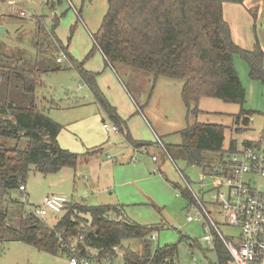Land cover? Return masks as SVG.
Segmentation results:
<instances>
[{
    "label": "rangeland",
    "instance_id": "rangeland-1",
    "mask_svg": "<svg viewBox=\"0 0 264 264\" xmlns=\"http://www.w3.org/2000/svg\"><path fill=\"white\" fill-rule=\"evenodd\" d=\"M0 8L8 15L0 16V28L4 29L0 32V105L30 104L11 70H48L37 88L35 102L39 110L63 127L60 146L76 154L102 150L97 158L77 169L65 168L50 175L31 171L27 197L23 195L28 209L43 207L48 195L66 196L69 205L123 206L127 221L158 228L153 233V250L176 245L179 264H215V247L204 240L207 222L187 220L193 212L182 194L184 183L176 167L190 179L197 193L201 176L207 175L208 169L187 166L171 146L180 145V132L194 123L224 126L225 151L233 141L241 149L244 142L258 140L264 135V82L251 80L248 64L237 55L235 66L246 90L244 110L253 113L249 126L236 122L240 105L218 99H201L200 112L188 115L181 97L182 81L164 77L155 81L150 73L110 64L96 48L95 36L107 14L108 0H0ZM262 27L258 24L251 28L253 46L248 50L258 43L264 52ZM58 58L63 62L58 63ZM92 79L125 122L117 134L103 129V120L111 126L114 123L98 103ZM239 128L245 131L239 133ZM129 131L146 149L134 150L126 140ZM158 139L168 154L171 150L170 158L160 151ZM17 143L10 141L9 145ZM20 145L23 147L24 142ZM153 156L159 159L157 172ZM225 157L216 156L211 166ZM203 185L205 193L211 192L199 195L204 207L220 233L235 243L240 231L226 225L211 204L213 179L206 176ZM64 215V210L49 212L44 220L54 228ZM124 247L144 252L140 240L126 241ZM0 264H68V258L12 242L3 245ZM113 264H124L123 257L118 255Z\"/></svg>",
    "mask_w": 264,
    "mask_h": 264
},
{
    "label": "trees",
    "instance_id": "trees-1",
    "mask_svg": "<svg viewBox=\"0 0 264 264\" xmlns=\"http://www.w3.org/2000/svg\"><path fill=\"white\" fill-rule=\"evenodd\" d=\"M224 3V0H108L107 14L95 36L96 48L110 64L150 73L155 81L161 77L182 81L181 97L188 115L200 112L198 105L203 98L240 105L236 122L238 125L243 122L246 128L253 113L244 110L246 90L235 66V56L246 61L251 80L264 82V52L258 43L252 51L235 44L224 18ZM48 72L11 70L30 104L0 105V253L4 244L20 242L39 252L68 258L66 245L83 238V243H79L81 257L91 261H114L118 256L113 249L117 247L124 253V264H175L177 246L153 250L151 237L158 228L127 221L123 206L68 203L64 217L54 228L28 209L20 187H26L31 171L50 175L65 168L77 169L102 151L97 148L76 154L60 146L58 139L63 127L39 110L35 102L42 76ZM92 82L98 103L118 126L125 124L102 96L95 79ZM245 128L237 131L242 133ZM225 132L226 128L220 125L188 124L180 132L182 143L171 149L187 166L211 169L216 156L222 159L239 150L234 141L228 151L223 149ZM10 141L18 143L10 146ZM20 142H24L23 147ZM250 144L244 142L243 147ZM182 194L191 201L185 190ZM130 240L142 241L144 252L125 248L124 243ZM214 247L217 264H232L221 242L217 241Z\"/></svg>",
    "mask_w": 264,
    "mask_h": 264
},
{
    "label": "built area",
    "instance_id": "built-area-1",
    "mask_svg": "<svg viewBox=\"0 0 264 264\" xmlns=\"http://www.w3.org/2000/svg\"><path fill=\"white\" fill-rule=\"evenodd\" d=\"M57 62L62 63V58H58ZM103 129L110 134L119 133L116 125L105 123ZM157 142L160 151L170 158L163 143L159 139ZM226 156L220 164L208 169L207 175L201 176L198 184L201 187L199 193L194 190L190 179L176 167L184 183V190L191 197L189 209L193 215L188 216L187 220L198 222L204 219L207 222L204 236L206 244L215 245L217 241L221 242L229 252L232 264H264V135L250 145ZM152 159L155 163L158 161L156 156ZM158 170L156 168L154 172ZM206 176L213 179L211 204L214 211L218 210L226 225L240 231L235 243L228 241L220 233L201 201L200 194L211 193L204 192L203 182ZM20 191L27 197L26 187H20ZM68 203L66 196L49 195L44 199L43 207L31 211L36 217L44 219L49 212H62ZM155 239V236L151 237L152 241ZM82 241L83 238L73 239L66 245L69 255L68 264H113L111 259L99 262L97 259L91 261L81 257L79 243H83ZM113 251L117 256L124 257L123 251L119 248L115 247Z\"/></svg>",
    "mask_w": 264,
    "mask_h": 264
},
{
    "label": "crops",
    "instance_id": "crops-1",
    "mask_svg": "<svg viewBox=\"0 0 264 264\" xmlns=\"http://www.w3.org/2000/svg\"><path fill=\"white\" fill-rule=\"evenodd\" d=\"M224 1H225L223 5L224 18L231 27L232 36H233V40L235 44L239 46L241 49L250 51L248 50V48L250 46H253V37L251 36V32H250L251 28L257 27L258 24L261 27L264 26V0H224ZM4 15H7V14H2L0 10V16H4ZM255 15H256V18L254 17ZM183 84L184 83H182L181 88H183ZM181 92H182V89H181ZM146 109H148V107ZM151 115H154L153 111H151ZM110 119L112 120L114 125H116L119 128V126L115 123V121L111 117ZM103 122L106 123V120H103ZM126 140L127 142L131 144L134 150L146 149L145 145L143 144L139 145L140 143L133 139L132 133L130 131L128 132L126 136ZM98 156L99 155H97L95 158H97ZM158 162H159V159L155 164H156V167L160 170V167L157 165ZM115 163H118V162H115ZM26 193H27V185H26ZM93 255L95 254L93 253ZM176 263L179 264L177 261ZM215 264H217V256H216Z\"/></svg>",
    "mask_w": 264,
    "mask_h": 264
},
{
    "label": "water",
    "instance_id": "water-1",
    "mask_svg": "<svg viewBox=\"0 0 264 264\" xmlns=\"http://www.w3.org/2000/svg\"><path fill=\"white\" fill-rule=\"evenodd\" d=\"M0 32L3 33L4 32V29L3 28H0Z\"/></svg>",
    "mask_w": 264,
    "mask_h": 264
}]
</instances>
